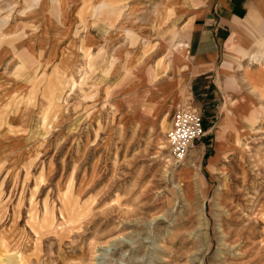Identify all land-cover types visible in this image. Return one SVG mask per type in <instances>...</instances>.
<instances>
[{
	"label": "rangeland",
	"instance_id": "1",
	"mask_svg": "<svg viewBox=\"0 0 264 264\" xmlns=\"http://www.w3.org/2000/svg\"><path fill=\"white\" fill-rule=\"evenodd\" d=\"M39 1L0 0V55L13 54L0 64V264H264V52L204 119L166 67L174 37L163 55L116 31L140 43L132 68L108 37L82 44L69 72L33 58ZM177 103L203 127L181 162L166 141Z\"/></svg>",
	"mask_w": 264,
	"mask_h": 264
},
{
	"label": "crops",
	"instance_id": "2",
	"mask_svg": "<svg viewBox=\"0 0 264 264\" xmlns=\"http://www.w3.org/2000/svg\"><path fill=\"white\" fill-rule=\"evenodd\" d=\"M100 9L119 14V27L115 22L110 28L99 24L97 20L105 19ZM33 13L40 17L39 26L24 36L23 45L33 54L41 53L33 58L44 63L57 59L67 72L75 68L82 44L93 48L105 37L123 45L119 52L126 54L129 68L134 67L141 42H154V52L164 55L173 37L172 47L181 41V55H174L171 47L166 67L175 75L182 69L185 96L198 104L204 119L220 115L221 98H236L241 70L248 65L246 54L264 52V0H40ZM184 25L186 31L177 39ZM120 29L121 36L128 33L141 41L136 49L120 39L116 32ZM10 57L1 54L0 64ZM161 91L167 105L182 97L170 83L163 84Z\"/></svg>",
	"mask_w": 264,
	"mask_h": 264
},
{
	"label": "built area",
	"instance_id": "3",
	"mask_svg": "<svg viewBox=\"0 0 264 264\" xmlns=\"http://www.w3.org/2000/svg\"><path fill=\"white\" fill-rule=\"evenodd\" d=\"M203 133L202 120L195 109L183 103L172 108L166 141L169 153L181 162L193 141Z\"/></svg>",
	"mask_w": 264,
	"mask_h": 264
},
{
	"label": "bare ground",
	"instance_id": "4",
	"mask_svg": "<svg viewBox=\"0 0 264 264\" xmlns=\"http://www.w3.org/2000/svg\"><path fill=\"white\" fill-rule=\"evenodd\" d=\"M180 45V44H179ZM178 46V45H177ZM181 46V45H180ZM192 147V146H191Z\"/></svg>",
	"mask_w": 264,
	"mask_h": 264
}]
</instances>
